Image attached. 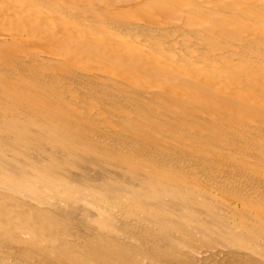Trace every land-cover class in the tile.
Segmentation results:
<instances>
[{"label": "bare ground", "instance_id": "obj_1", "mask_svg": "<svg viewBox=\"0 0 264 264\" xmlns=\"http://www.w3.org/2000/svg\"><path fill=\"white\" fill-rule=\"evenodd\" d=\"M0 264H264V0H0Z\"/></svg>", "mask_w": 264, "mask_h": 264}]
</instances>
